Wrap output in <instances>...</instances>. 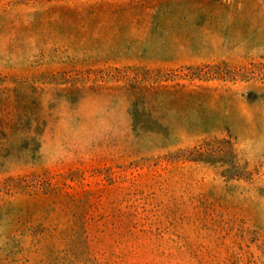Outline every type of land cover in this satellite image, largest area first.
Returning a JSON list of instances; mask_svg holds the SVG:
<instances>
[{
  "label": "rangeland",
  "instance_id": "rangeland-1",
  "mask_svg": "<svg viewBox=\"0 0 264 264\" xmlns=\"http://www.w3.org/2000/svg\"><path fill=\"white\" fill-rule=\"evenodd\" d=\"M0 264H264V0H0Z\"/></svg>",
  "mask_w": 264,
  "mask_h": 264
}]
</instances>
